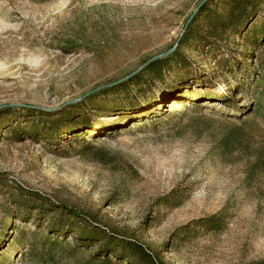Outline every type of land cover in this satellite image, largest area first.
<instances>
[{
	"label": "rangeland",
	"instance_id": "1",
	"mask_svg": "<svg viewBox=\"0 0 264 264\" xmlns=\"http://www.w3.org/2000/svg\"><path fill=\"white\" fill-rule=\"evenodd\" d=\"M0 264H264V0H0Z\"/></svg>",
	"mask_w": 264,
	"mask_h": 264
},
{
	"label": "water",
	"instance_id": "2",
	"mask_svg": "<svg viewBox=\"0 0 264 264\" xmlns=\"http://www.w3.org/2000/svg\"><path fill=\"white\" fill-rule=\"evenodd\" d=\"M195 15H196V11L194 12V14H193V15L190 17V19L188 20V22H187V24H186V28L189 26V24L191 23V21L193 20V18H194ZM184 31H185V30H184ZM184 31L182 32L181 36L183 35ZM178 44H179V40H178V42L176 43V45H175L173 48H171V49L169 50V52H167V53L164 54V55L167 56V55H169L171 52H173ZM162 56H163V55L157 56V57L151 59L148 63H150L151 61H153V60H155V59L161 58ZM98 90H99V88L96 89V90H94L93 92L98 91ZM93 92H90V93L86 94V96H88L89 94H91V93H93ZM31 107H33V106H31Z\"/></svg>",
	"mask_w": 264,
	"mask_h": 264
}]
</instances>
